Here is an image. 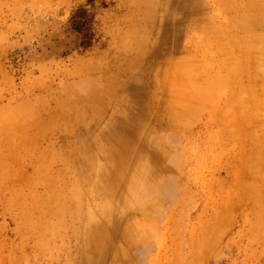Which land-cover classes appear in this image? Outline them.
<instances>
[{
    "label": "rangeland",
    "instance_id": "1",
    "mask_svg": "<svg viewBox=\"0 0 264 264\" xmlns=\"http://www.w3.org/2000/svg\"><path fill=\"white\" fill-rule=\"evenodd\" d=\"M263 11L0 0V264H264Z\"/></svg>",
    "mask_w": 264,
    "mask_h": 264
},
{
    "label": "bare ground",
    "instance_id": "2",
    "mask_svg": "<svg viewBox=\"0 0 264 264\" xmlns=\"http://www.w3.org/2000/svg\"><path fill=\"white\" fill-rule=\"evenodd\" d=\"M261 46H262V44H261ZM182 68L184 69L186 67H182ZM180 69H181V67H180ZM185 71H186V69H185ZM182 72H183V70H182ZM186 73H187V71H186ZM122 138H126V135L122 136V137L118 136L117 141H118V139H122ZM143 176L144 175H142V178H143ZM145 177H146V182H144V180L142 181V179L140 178L141 180L140 179L138 180V184L136 186V188L138 189L137 195H136V201L139 203L138 204L139 206H141L143 201L146 199L149 200V198L151 199L156 195L168 194L170 192V190L167 187L166 178L159 180L156 178L155 175L149 174V172L147 175H145Z\"/></svg>",
    "mask_w": 264,
    "mask_h": 264
},
{
    "label": "trees",
    "instance_id": "3",
    "mask_svg": "<svg viewBox=\"0 0 264 264\" xmlns=\"http://www.w3.org/2000/svg\"><path fill=\"white\" fill-rule=\"evenodd\" d=\"M94 17L86 8L79 9L73 16L72 28L82 35L79 46L88 48L92 45L95 33L92 30Z\"/></svg>",
    "mask_w": 264,
    "mask_h": 264
}]
</instances>
